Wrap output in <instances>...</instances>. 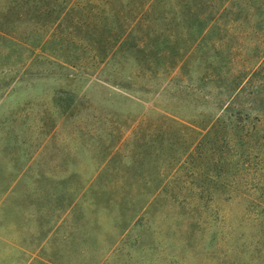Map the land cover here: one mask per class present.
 <instances>
[{
	"label": "trees",
	"instance_id": "trees-1",
	"mask_svg": "<svg viewBox=\"0 0 264 264\" xmlns=\"http://www.w3.org/2000/svg\"><path fill=\"white\" fill-rule=\"evenodd\" d=\"M46 42L56 44L51 56L60 62L34 57V48ZM96 42L104 53L99 63L77 62L86 44ZM263 62L264 0H0V89L8 87L0 107L33 76L53 78L60 92L83 100L74 110L53 99L34 111V102L46 95L27 94L0 114V150L12 153L17 169L0 201L34 171L36 179L23 198L27 207L38 205L40 218L42 212L49 223L35 249L49 237L56 248L51 264H101L164 193L144 194L127 222L117 220L94 241L92 227L76 239L72 220L83 213L86 190L113 159L108 150L91 148L122 142L121 128L135 111L167 92L172 102L161 108L180 118L200 117L207 111L200 106L209 99L218 107L207 118L211 125L203 142L231 122L232 104L250 88ZM32 63L44 69L32 72ZM7 79L11 86L3 83ZM95 87L102 91L93 93ZM106 124L109 131L102 132ZM70 165L77 167L72 175L55 177ZM65 246H77L81 260L70 259ZM20 247L32 251L26 244ZM59 248L65 251L62 260L55 258ZM90 251L93 256L84 262Z\"/></svg>",
	"mask_w": 264,
	"mask_h": 264
},
{
	"label": "rangeland",
	"instance_id": "rangeland-1",
	"mask_svg": "<svg viewBox=\"0 0 264 264\" xmlns=\"http://www.w3.org/2000/svg\"><path fill=\"white\" fill-rule=\"evenodd\" d=\"M56 48L46 42L34 48V57L56 60L51 56ZM103 54L97 42L86 44L77 62L97 65ZM28 68L44 69L34 63ZM3 83L11 86L13 81ZM249 87L232 104L226 128L203 142L211 125L207 118L218 107L209 99L200 106L207 110L200 117L180 118L162 110L172 102L167 92L135 111L121 128L122 142L91 148L108 150L113 159L85 192L82 223L93 229L90 241L113 230L117 220L127 222L144 194L164 193L159 204L140 214L101 264H264V62ZM7 88L0 89V96ZM43 93L45 100L35 101L34 111L53 99L66 110L83 102L78 94L60 92L53 78L33 76L17 86L0 114L16 107L27 94ZM101 130L108 132L107 124ZM11 154L0 153V195L17 171ZM57 163L55 158L50 164ZM75 167L67 166V172L55 177L72 175ZM35 179L34 171L29 173L23 186L17 182V191L6 192L0 201V264H25V259L45 264L44 250L52 252L49 245L35 249L49 226L42 212L40 218L38 205L27 207L24 201ZM22 243L32 251L22 252ZM65 247L70 259L81 260L77 246ZM59 250L57 259L62 260L65 251Z\"/></svg>",
	"mask_w": 264,
	"mask_h": 264
},
{
	"label": "crops",
	"instance_id": "crops-1",
	"mask_svg": "<svg viewBox=\"0 0 264 264\" xmlns=\"http://www.w3.org/2000/svg\"><path fill=\"white\" fill-rule=\"evenodd\" d=\"M82 211H83V213L82 214H80V216L79 217H77V219L76 220H72L73 221V224L75 223V224H77V226H76V229H75V236H76V239H78V237L80 236V233L81 234H83V228H85V226H84V224L82 223V221H83V218H84V206H82ZM46 220V219H45ZM46 222H47V220H46ZM79 226H80V228H82L81 229V232H80V230H78L79 229ZM49 227V226H48ZM45 231H47V228H45ZM44 231V232H45ZM83 236H84V234H83ZM49 238V237H48ZM46 239L43 243H42V245L40 246V248H47L46 247V245H49V247L52 249V252H51V254L54 252V250H56V248L53 246L54 244H52V242H50L51 240L50 239ZM79 241V240H78ZM78 241H77V243H78ZM78 248V247H77ZM19 249H21L22 250V248L20 247V244H19ZM22 252H29V251H23L22 250ZM31 252V251H30ZM49 252H47V251H45L44 250V258H45V264H50V262H49V259L52 257V255H51ZM55 258H57V257H55ZM25 261H27V262H25ZM25 264H30V262H29V260L27 259H25Z\"/></svg>",
	"mask_w": 264,
	"mask_h": 264
}]
</instances>
